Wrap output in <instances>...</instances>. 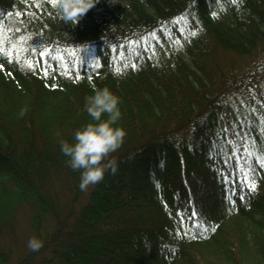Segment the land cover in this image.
I'll return each instance as SVG.
<instances>
[{"label": "trees", "instance_id": "trees-1", "mask_svg": "<svg viewBox=\"0 0 264 264\" xmlns=\"http://www.w3.org/2000/svg\"><path fill=\"white\" fill-rule=\"evenodd\" d=\"M0 48V264H264V0H98L74 26L0 0ZM103 87L125 135L81 190L60 141Z\"/></svg>", "mask_w": 264, "mask_h": 264}, {"label": "clouds", "instance_id": "clouds-1", "mask_svg": "<svg viewBox=\"0 0 264 264\" xmlns=\"http://www.w3.org/2000/svg\"><path fill=\"white\" fill-rule=\"evenodd\" d=\"M98 3V0H56L58 17L74 26ZM119 98L109 88H95L93 94L84 99L83 110L91 120L77 128L72 135L73 143L60 141V151L67 157L66 164L72 170H79V188L100 182L106 171H116L114 159H108L122 143L125 135L119 126H113L120 117ZM23 109L18 113L23 115ZM102 114L106 116L101 119ZM42 242L36 237H29L26 247L38 250Z\"/></svg>", "mask_w": 264, "mask_h": 264}, {"label": "rangeland", "instance_id": "rangeland-1", "mask_svg": "<svg viewBox=\"0 0 264 264\" xmlns=\"http://www.w3.org/2000/svg\"><path fill=\"white\" fill-rule=\"evenodd\" d=\"M236 6L231 7L232 10H236ZM258 193L264 192V186L257 187ZM255 194V195H257ZM18 223L16 224L17 233H16V241L14 243L15 249H20L24 247L25 249H28L26 247V241L29 237H32L33 232L31 228H29V222L27 221V217H23V215H20L17 217ZM192 260L194 259L198 264H200L201 261L205 260H211L212 259V252H210V248L208 247H198V249H194L190 251ZM184 264V263H181Z\"/></svg>", "mask_w": 264, "mask_h": 264}, {"label": "snow or ice", "instance_id": "snow-or-ice-1", "mask_svg": "<svg viewBox=\"0 0 264 264\" xmlns=\"http://www.w3.org/2000/svg\"><path fill=\"white\" fill-rule=\"evenodd\" d=\"M52 6L53 7L56 6V0H52ZM214 18H215V16H214ZM195 34L196 33L193 32V35H195ZM129 43H131V41ZM0 52H3L2 48H0ZM40 55H41V57H43L45 54L42 52V53H40ZM29 67H31V64H29ZM125 67H131L132 69H135L136 65L135 64H131V65H126ZM116 71H117L118 74L120 73V69H117ZM248 184H249V188L251 190H255V187H256L255 183L248 181ZM193 215H195V213H193Z\"/></svg>", "mask_w": 264, "mask_h": 264}]
</instances>
